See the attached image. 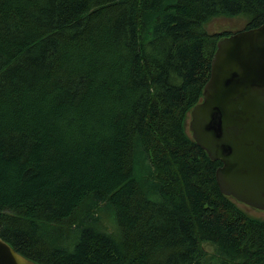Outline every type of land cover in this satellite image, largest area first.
<instances>
[{
  "label": "trees",
  "instance_id": "obj_1",
  "mask_svg": "<svg viewBox=\"0 0 264 264\" xmlns=\"http://www.w3.org/2000/svg\"><path fill=\"white\" fill-rule=\"evenodd\" d=\"M263 23L264 0H0V238L37 264H264V218L188 130L217 42Z\"/></svg>",
  "mask_w": 264,
  "mask_h": 264
},
{
  "label": "water",
  "instance_id": "obj_2",
  "mask_svg": "<svg viewBox=\"0 0 264 264\" xmlns=\"http://www.w3.org/2000/svg\"><path fill=\"white\" fill-rule=\"evenodd\" d=\"M191 137L213 161L220 192L264 211V23L216 45L209 79L189 113ZM0 264H37L0 238Z\"/></svg>",
  "mask_w": 264,
  "mask_h": 264
},
{
  "label": "rangeland",
  "instance_id": "obj_3",
  "mask_svg": "<svg viewBox=\"0 0 264 264\" xmlns=\"http://www.w3.org/2000/svg\"><path fill=\"white\" fill-rule=\"evenodd\" d=\"M237 19H243V18L241 17V18H236V20H218V21L215 19V20L209 22L205 26V28L208 31H211L212 29H214L215 24H221L222 26H225V27H227V26H229V27L242 26L244 21L243 20L237 21ZM188 122H189V120H188ZM189 133L191 134L190 131H189ZM239 207H241L242 209H244L245 211H247L250 215H252L254 217L264 218V211H258V210L256 211V210H253L252 208H248V207H246L240 203H239Z\"/></svg>",
  "mask_w": 264,
  "mask_h": 264
},
{
  "label": "flooded vegetation",
  "instance_id": "obj_4",
  "mask_svg": "<svg viewBox=\"0 0 264 264\" xmlns=\"http://www.w3.org/2000/svg\"><path fill=\"white\" fill-rule=\"evenodd\" d=\"M233 32H236V30H233V31H232V34H233Z\"/></svg>",
  "mask_w": 264,
  "mask_h": 264
}]
</instances>
